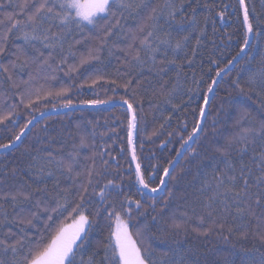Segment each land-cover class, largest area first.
Segmentation results:
<instances>
[{"label":"trees","instance_id":"trees-1","mask_svg":"<svg viewBox=\"0 0 264 264\" xmlns=\"http://www.w3.org/2000/svg\"><path fill=\"white\" fill-rule=\"evenodd\" d=\"M143 2V7L117 9L116 16L101 20L97 27L81 30L73 25L68 38L80 41L73 49L77 55L61 65L57 48L50 63L58 70L36 75L32 59H43L39 51L47 56L51 49L39 41L31 42L33 48L16 29L5 41L8 17L18 13L17 4L23 0H2L0 44L5 52L0 63L9 71L0 68V117L11 114V119L0 124V145L13 143L25 124L44 112L127 99L136 117L133 140L138 162L145 178L151 177L150 187H159L164 169L196 129L217 73L240 53L247 35L238 0ZM244 6L252 25L249 47L218 82L197 137L158 196L145 194L137 181L128 145L129 113L121 106L81 108L42 118L16 148L0 154V240L14 243L24 238L16 256L0 245L3 264H25L24 256L34 246L30 241L47 243L59 227L71 225L75 213H69L77 204L89 217L90 227L82 234L75 264H89L90 258L91 264H107L105 246L116 228L115 217L108 216L113 208L127 221L137 246L147 250L148 264H264V183L257 181L264 136L250 133L255 136L251 143L234 141L244 135L243 129L259 130L264 123V0H244ZM171 11L174 17L169 16ZM117 20L119 27L112 28ZM107 28L112 35L101 46ZM148 32L152 33L148 44L142 45ZM18 48L32 59L13 69V62L23 63L17 60ZM67 48L65 44L63 54ZM89 48L100 49L99 59L79 66V55ZM137 54L139 60L134 58ZM72 65L76 70L68 72ZM29 73L35 79L25 83ZM38 89L43 98L36 100ZM62 89L67 92L56 95ZM29 93L36 100L31 108L25 107ZM37 163L42 172L34 167ZM242 165L246 173L250 170L249 191L241 192L242 202L237 204L234 193L243 187ZM109 180L119 188L110 186L101 200L100 190ZM20 191L30 192L32 199L13 201L11 195ZM257 196L260 205L254 203ZM129 200L140 201L141 207ZM237 208H244V213L238 215ZM31 213L38 214L33 227L18 223Z\"/></svg>","mask_w":264,"mask_h":264},{"label":"snow or ice","instance_id":"snow-or-ice-1","mask_svg":"<svg viewBox=\"0 0 264 264\" xmlns=\"http://www.w3.org/2000/svg\"><path fill=\"white\" fill-rule=\"evenodd\" d=\"M240 4L244 5V0H240ZM144 2L141 0L140 4H136L135 0H130V2H126V0H39V2H32V0H23V3L17 4L18 13L13 16L9 15V25L6 26L7 32L3 39L6 41L8 39V35L13 32L14 29L23 33L20 37L25 41L26 44H30L33 48L35 45H32V41H39L43 44L44 48L51 49L47 56H45L43 51H39V57H43V59H32L28 57V55L22 50H17L16 57L17 60L23 59V63L21 65H17L15 62L12 63V68L16 67H24L29 64L30 59H32L33 63L37 64V73L39 75L41 71L45 69H51L52 72L58 70V68H53L50 63L51 60L55 59L54 53L57 48L60 49L61 58L59 64L65 65L68 64L69 57H75L77 55L76 51H74V47L76 44H79V40H69V35L71 33L72 26L75 25L76 28L83 30L86 25H91L93 27H97L101 20L110 21L111 17L116 16L117 9H133L143 7ZM4 7L2 0H0V8ZM31 7V11H27V9ZM166 7H169L166 5ZM153 13L156 11L152 10ZM19 16H26V20L22 21L19 19ZM170 17L175 16V11L169 12ZM149 20H155V16H149ZM244 24L247 27V31L249 33L252 32V25L249 23V15L248 10L245 7L244 9ZM58 28V31H53V28ZM119 27V20L112 25V28ZM143 31V27L140 29ZM112 35V29L107 28L105 31V36L103 41L101 42V46L107 43V38ZM152 35L151 32H148L143 40H141L142 45L148 44V37ZM245 45L248 43V39L245 38ZM67 44V53H64V45ZM180 45L178 44L177 47ZM100 49H92L89 48L87 53H81L79 55V66L89 63L92 60L99 59ZM155 51V50H154ZM243 51V49H241ZM5 52V47L0 44V55H3ZM136 60H139V55L137 54L134 57ZM231 63V62H230ZM0 68H3L5 72L9 71V68L4 64L0 63ZM77 68L76 65L69 66L68 72L75 71ZM67 74V73H66ZM219 75V73H217ZM12 79L11 76L8 77ZM51 78H55L51 76ZM35 79V75L29 73V80L25 81V83L30 82ZM95 83V81H93ZM115 83V81H112ZM130 83V82H129ZM213 83H216L213 81ZM127 87V85H125ZM209 92L212 91V87L210 86L208 89ZM243 91V89H241ZM67 92L66 89H62L60 92L56 93V95H63ZM47 95H52L51 92L47 93ZM43 98V94L38 89L36 91V100ZM36 100L31 98V93L28 94V102L25 104L24 98L21 97L20 103L25 104V107L31 108ZM205 102H207V97H205ZM86 103L94 104L99 103V101H87ZM123 103L128 105V110L133 112L132 119L128 123V145L131 150V160L136 162L135 166V175L139 185L143 189H147L150 192H158L160 189L158 187H150L151 177L148 179L145 178V174L142 171L141 164L138 162L139 158L136 154L135 144L133 140V132L136 129V117L133 111V105L129 103V100L123 99ZM67 105H71V100L69 99ZM204 115V110L201 109V116ZM11 114H7L3 117H0V124L4 123L5 120H10ZM32 121L29 120L27 124H25V128H27L28 124H31ZM199 126H197L198 128ZM196 129H194L195 132ZM244 135L239 138H234V141L239 140L243 143H251L255 136L249 135L250 133H255L256 136H264V123L261 124L259 130L245 128L243 129ZM23 131L19 135L15 137L16 140H20L23 135ZM189 140L192 139V135L188 137ZM83 143V141H82ZM2 148L11 147L10 144L0 145ZM246 146L241 149V152L246 151ZM262 167L261 176L257 177L258 183H264V154H261V162L258 165ZM37 167L39 171H43L42 165L37 163L34 165ZM67 170L69 172L72 171V167L69 164L67 166ZM169 173L168 168L164 169V175L167 176ZM52 173L49 172L48 175ZM250 175V170L246 173L244 170V166L241 167L240 178L243 181V187L234 193V196L237 198L235 202L240 204L241 201V192L248 194L249 191V182L247 176ZM233 180L235 177L232 178ZM91 183V180H89ZM165 181L163 178L160 180V185H164ZM110 186L115 188H119L118 184H114L112 180L108 181V184L104 186L103 189L100 190L101 200L105 198L106 189ZM219 187V185H218ZM39 190V189H37ZM86 192L87 189L85 188ZM143 195V193H141ZM17 197L23 198V200H31L32 194L30 192L20 191L14 195H11V199L13 201L17 200ZM213 197L212 199H214ZM81 201H83V196H81ZM135 203L136 207H141L140 201H131L129 200V204ZM256 205L261 204V199L259 196L254 200ZM36 207H41V202L39 200L36 201ZM58 207L62 208L64 205H59ZM47 211V208L44 209ZM56 209H53L55 211ZM237 214L242 215L245 211L244 208H237ZM248 211L254 214V210L249 206ZM75 213V218L73 219V223L69 226L59 227L56 230L55 235L52 239L47 243H40L39 241H30V244L34 245L28 248V254L24 256L25 264H75L77 250L83 246V242L81 241L82 234H85V227H90L89 217L84 214L82 210V205L77 204L74 208H72L69 216ZM211 215V211L208 213ZM37 213H31L27 217H20L18 219V223L27 225L29 227H33V220L37 218ZM108 216L111 219L113 216L116 221V228L110 234L109 243L105 246L104 260L107 264H148L150 259L147 254V250L144 249L142 251L141 247L137 246L136 241L132 239V234L129 232V226L126 220H123L121 216L116 213L115 208L111 211H108ZM47 219L49 221L52 220V216H48ZM2 223V221H0ZM223 228V224L219 225ZM176 228H180V224L175 225ZM24 231V229H22ZM207 235V232L203 233ZM139 235V233H137ZM86 238V237H85ZM77 241H81V244H77ZM0 245L4 246V250L7 251L11 249L13 256H16L18 252L17 245H24V238L17 239L14 243H10L6 240H0ZM110 253V254H109ZM0 264H3V261L0 260ZM89 264H91V258L89 259Z\"/></svg>","mask_w":264,"mask_h":264},{"label":"water","instance_id":"water-1","mask_svg":"<svg viewBox=\"0 0 264 264\" xmlns=\"http://www.w3.org/2000/svg\"><path fill=\"white\" fill-rule=\"evenodd\" d=\"M239 4H240V0H238ZM240 7H241V12H242V19H243V23H244V9H245V6L241 5L240 4ZM244 27H245V31H246V35H247V39H248V43L247 45H245L243 47V51H240V53L233 59V61L228 65L226 66L222 71L219 72V75L216 76V78L214 79V81L216 83H212L211 87H212V91L209 92L208 91V94H207V102H204L203 104V107L202 109L204 110V115L201 116L200 114V117H199V120H198V123H197V126H199L198 128L196 127V130L195 132L192 133V139L189 140L187 139L186 142L182 145V147L180 148L179 152L177 153L175 159L172 161V163L170 164V166L168 167V170H169V173L167 176H165L163 174V179L164 181H166L167 177L170 175V173L173 171V169L176 167L177 163L179 162V160L181 159L182 155L185 153V151L187 150V148L189 147V145L194 141V139L197 137L201 127H202V124H203V121L205 119V116H206V113H207V110H208V107H209V104H210V101H211V98H212V95L215 91V88L218 84V82L221 80V78H223L241 59L242 57L244 56V54L246 53L248 47H249V44H250V40H251V33H249L247 31V27L246 25L244 24ZM108 106H121V107H124L125 109H127L128 113H129V119L131 120L132 119V112H130L128 110V105L127 104H124V103H121V102H114V103H105V104H100V105H87V106H76V107H67V108H63V109H59V110H55V111H48V112H44L42 114H39L37 115L35 118H33L31 121L32 123L31 124H28L27 128H24L23 129V135L21 136L20 140H16L11 143V147H8V148H0V154L1 153H4V152H8V151H11L13 150L14 148H16L19 143L21 142V140L23 139V137L25 135H27L30 131V129L33 127V125L35 123H37L40 119L42 118H45V117H48V116H51V115H56V114H61V113H64V112H68L70 110H76V109H81V108H99V107H108ZM129 120V121H130ZM129 151H130V158H131V150L129 148ZM132 162V165L134 167V170H135V166H136V162ZM164 185H159V191L158 192H150L148 191L147 189H143L141 186L140 188L142 189V191L147 194L148 196H151V197H156L158 196L161 192H162V189H163Z\"/></svg>","mask_w":264,"mask_h":264}]
</instances>
